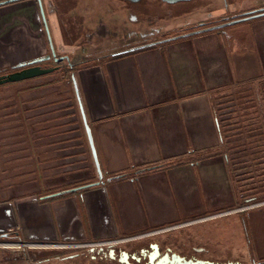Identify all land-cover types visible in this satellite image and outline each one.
I'll use <instances>...</instances> for the list:
<instances>
[{"label": "rangeland", "instance_id": "obj_1", "mask_svg": "<svg viewBox=\"0 0 264 264\" xmlns=\"http://www.w3.org/2000/svg\"><path fill=\"white\" fill-rule=\"evenodd\" d=\"M39 2L40 10L36 4L38 38L28 24L30 29L23 38L28 46L22 49L27 57L23 64L42 59L44 64L39 67L43 68L50 65L45 58L52 54H67L71 64L83 62L70 70L61 64L58 71L0 85V169L20 165L43 169L35 168L30 172L29 184L23 186L25 192L28 187L29 191H36L23 199L27 203L33 200V205H28L21 213L14 207L15 225L0 229V243L9 245L0 247V263L106 264L100 254L83 245L98 242L95 240L99 237L110 241L182 224L185 222L182 218L174 217L168 224L158 225L150 216L164 213L170 206L176 208L174 214H181L183 210L177 206H191L197 196V201L203 199L200 205H204V209L208 202L206 197L212 198L214 203L209 204L210 211L202 210L204 215L194 220L222 215L231 208L233 212L196 224L202 229L189 230L187 238L182 237L186 233L182 229L165 235L204 247L213 259L223 262L264 264V207L247 212L250 206L264 200V16L219 30L162 41L196 30L201 24L209 27L264 8V0H190L173 4L160 0ZM25 13L23 11L21 16L23 22H26ZM149 43L155 44L123 53ZM11 50L10 73L20 49L12 45ZM168 52L173 53L166 66L167 73L173 75L176 96L188 95L192 99L189 115L192 117L195 110L196 116H193L198 117V122L206 121L204 139L190 143L187 153L159 157V161L152 155L148 163H132L125 156L128 162L123 169L108 178L104 176L103 158L98 155L100 184L81 191L101 189L109 202L117 203V212L112 209L113 216L92 217L78 204L76 216L69 223L71 214L64 217L62 213L49 210V203L56 201L58 193H42L44 187L50 192L68 186L80 188L97 181L70 73L85 121L90 126L93 120L86 114L88 101L81 89L86 86L78 76L80 68L91 72L126 55L144 53L149 57L152 53L163 56ZM47 134L55 136L51 148L45 144L49 141L44 138ZM32 137L37 140L33 142ZM198 147L201 149L196 151ZM196 163L200 169L192 167ZM153 165L154 169L142 172V167ZM53 169L56 172H52ZM201 169L203 172L197 173ZM17 173L14 171L11 175ZM118 174H123L124 179L136 176L137 183L121 181L124 179L115 178ZM57 175L62 179L60 187L56 184ZM150 178L157 182L151 188L155 191L163 190L165 183L174 185L172 196L168 191L167 196L153 192L146 198L149 186L145 185V180L148 182ZM197 181L205 182L204 191L198 193L202 182ZM246 193L250 194L248 198ZM44 198L50 201L41 200ZM230 200L232 205L224 208ZM197 213H201L200 209ZM138 214L141 217L135 223L114 227L115 223L136 219ZM249 217L254 226L248 228ZM100 232H109L113 237ZM20 243L26 246H13ZM58 244L76 246L54 247Z\"/></svg>", "mask_w": 264, "mask_h": 264}, {"label": "crops", "instance_id": "obj_2", "mask_svg": "<svg viewBox=\"0 0 264 264\" xmlns=\"http://www.w3.org/2000/svg\"><path fill=\"white\" fill-rule=\"evenodd\" d=\"M36 7L35 0H0V75L8 73L9 67L12 65V45H16L20 49L19 55L15 59V65L23 64L26 61L27 57H24L22 49L23 47L25 49L28 48L27 44L23 43L25 33L30 29L28 24L35 34L34 37L38 38L39 34ZM23 11H26V22L21 19ZM15 12L19 14H13ZM143 54H136L131 57L126 55L117 61L107 62L104 67L96 68L91 71L92 73L85 72V74L80 73L78 75L81 77L83 86H86V88L81 89L88 101L86 106L87 117H92L93 120L89 128L96 156L98 158V155H101L105 163L103 172L107 178L123 169V165L128 162V160L125 162V156L132 163H148V161H151L149 159L152 155L157 156L156 161H159L161 159L159 157L164 159L165 156L182 155L188 150L190 143L204 139L206 121L202 119L198 122V117H195V110H193L192 117L189 115V102L192 99L190 100L188 95L184 96V98L181 95L176 96L177 90L173 86V75L167 73L166 62L172 59L170 56L173 53L168 52L166 55L163 54V56L158 53L153 55L152 53L149 57ZM15 65L12 67L13 71L16 69ZM193 106L196 105L194 104ZM198 106L201 107V104ZM54 137V135L48 136V134L44 136L45 139L49 140H45V144L50 145V148L54 145ZM9 139L12 140L13 137L10 136ZM36 140L32 137L33 142ZM57 141H59V137ZM10 146L12 145L10 144ZM59 149L58 145L57 150ZM199 149L201 148L198 147L196 151ZM154 167L156 166L142 167V172L154 169ZM192 167H198L197 163L192 164ZM35 168L39 171L43 170L33 165L11 166L8 169H0V229L15 225V208L17 213H21L27 210L28 205H33V200L31 203H27L23 199L25 195L30 197L36 191H29L28 187L25 192L23 186L29 184V173L34 172ZM198 168L200 169V167ZM14 171L18 172L15 176L11 175ZM51 171L56 172L54 169ZM197 171V173H201L203 169ZM136 172L137 170H134V173ZM8 173H10V176ZM121 175L123 174H118L115 178H119ZM135 177L122 178L124 180L121 181L134 185L133 183H137ZM56 178V184L60 187L61 176L57 175ZM150 179L148 182L145 180V185L149 186L146 198L151 196L150 193L152 194L153 192H160L162 195L167 196L168 191V195L172 196V187H175L174 185L165 183L162 186L163 190L155 191L153 190L154 188H151L157 182ZM115 181L119 182L118 180ZM203 184L205 182L200 184L199 191L197 190L198 193L204 191L205 187ZM72 188L74 187L68 186L61 190L46 192L47 189L44 187L42 192L58 193V198L54 199L56 201L49 203V210L51 209L59 215L62 213L64 217L67 214H71L69 223L76 216L75 208L78 207V204L92 217L101 219L106 218L107 214L113 216L117 210V203L109 202V198L101 189L65 192ZM164 190H166V193ZM233 192L235 193L236 191ZM245 196L248 198L250 194L246 193ZM194 197L193 209L195 211L199 209L205 210L204 205H200V201L203 199L197 201V196ZM234 198H236V195H234ZM45 199L41 200H48ZM263 207L264 200L250 206L247 212L260 210ZM182 208L183 206H177L180 211ZM112 209H114V212H112ZM174 209L176 211V208H171L170 206L168 211L166 210L167 212L164 211V213L161 212L159 215L156 214V216L150 217L153 219V223L154 221L159 222L158 225L168 224L172 218L180 217V213L178 215L174 214ZM140 217V214H138L136 219L115 223L114 227L116 228L119 225L123 227L133 222L135 223ZM250 218L247 220L248 228L254 226L252 218ZM100 234L105 236L112 235L109 232H100ZM100 240L101 237L95 241Z\"/></svg>", "mask_w": 264, "mask_h": 264}, {"label": "flooded vegetation", "instance_id": "obj_3", "mask_svg": "<svg viewBox=\"0 0 264 264\" xmlns=\"http://www.w3.org/2000/svg\"><path fill=\"white\" fill-rule=\"evenodd\" d=\"M48 57L49 58L46 61L50 65L43 68H53V72L62 68L61 64L70 70L73 69L76 64L83 62L80 61L71 64L70 57L67 54H60L58 56L53 55V57L49 55ZM41 63L44 64L42 61L36 65L40 66L42 65ZM85 72H89L87 68H80L78 70V75L80 73L85 74ZM70 76H72V73H70ZM206 198H208V202L205 204V209L209 210L211 207H208L209 204L212 202L214 203V201L210 197ZM232 201L230 200L228 205H224L223 207H230L233 203ZM221 203L222 202H220V204ZM182 210L183 212L179 217L185 221L182 224L156 229L152 232H144L138 235L112 239L110 241L101 240L95 243L90 242L91 244H86L84 247L100 254L106 264H243L236 261L223 262L218 258L213 259L210 254H208V250L206 248L189 245L188 242L183 241L182 238L172 239L170 236L165 235L167 232L182 229L186 231V233L182 235V237L185 238L184 236H186V234L189 235L191 233L189 230L194 231L202 229L201 226L196 224L204 223L209 220H216V218H220L221 216L229 215L233 212L232 208L223 212L222 215L213 214L211 216H206V219L202 218L200 220L194 219L204 215V213L202 214V209L199 214L193 209L192 204L191 206L185 204L183 205ZM208 210L205 211L208 212ZM213 224L216 225L217 223ZM185 244L187 246H185Z\"/></svg>", "mask_w": 264, "mask_h": 264}, {"label": "water", "instance_id": "obj_4", "mask_svg": "<svg viewBox=\"0 0 264 264\" xmlns=\"http://www.w3.org/2000/svg\"><path fill=\"white\" fill-rule=\"evenodd\" d=\"M160 1L164 2V3H168V4H173V3H177V2H186V1H190V0H160ZM35 2L38 5L39 10H40V2H39V0H35ZM261 16H264V8H261L259 10H255V11H251V12H246V13H244L242 15H239V16L233 18V19H230V20L224 19L219 24L212 25V26H209V27H203L202 26L203 24H201V25H198L199 28L196 29V30L190 31V32L185 33V34L180 35V36H176L174 38L164 39L162 41L164 42V41H169V40H174V39H180V38H184V37H187V36H191V35H195V34H199V33H203V32L219 30V29L224 28L226 26H230V25H233V24H237V23L244 22V21H247V20H251V19H254V18H258V17H261ZM154 44L155 43H149V44H145V45H142V46L134 47L132 49L124 51L123 53H125V52L127 53V52H130V51H134V50L142 49V48H145V47H149V46L154 45ZM117 54H119V53H117ZM51 57H53V54H52ZM48 58L49 57L47 56L45 58V60H47ZM42 61H43L42 59H39V60H35V61L29 62V63H26V64L17 65L16 69L13 72H11L9 74H6V75H0V85L8 84V83H15V82L23 81V80H28V79L36 78V77L42 76L44 74H48L50 72H53V70H54L53 68H41L38 65H36L37 63L42 62ZM70 80H71V83H72L74 96H75L77 107H78V111H79V114H80V117H81V122H82V125H83V129H84L87 145H88V148H89V152H90V155H91V158H92L93 166H94L95 172L97 174V181H95L94 183L88 184V185H86L84 187L74 188V189L65 191L66 193H68L70 191H78V190H83L85 188H90V187L97 186V185L100 184V181H101L100 169H99L97 156H96V152H95L93 141H92L90 128H89V126L87 125V123L85 121V117H84L83 110H82V107H81V103H80V100H79V97H78V92H77V88H76L73 76H70Z\"/></svg>", "mask_w": 264, "mask_h": 264}, {"label": "built area", "instance_id": "obj_5", "mask_svg": "<svg viewBox=\"0 0 264 264\" xmlns=\"http://www.w3.org/2000/svg\"><path fill=\"white\" fill-rule=\"evenodd\" d=\"M9 246L8 244H5V243H0V247H7ZM15 247H25L26 245L25 244H16V245H13ZM54 246V245H53ZM76 245H70V244H58V245H55L54 247L56 248H59V249H68V248H74ZM79 246H82V245H79ZM85 246V245H83ZM41 247V246H40ZM78 247V246H77ZM1 264V263H0ZM30 264H36L35 262H30Z\"/></svg>", "mask_w": 264, "mask_h": 264}, {"label": "trees", "instance_id": "obj_6", "mask_svg": "<svg viewBox=\"0 0 264 264\" xmlns=\"http://www.w3.org/2000/svg\"><path fill=\"white\" fill-rule=\"evenodd\" d=\"M78 113H79V111H78ZM79 117H80V114H79ZM81 118V117H80ZM56 127H59L58 125H56ZM82 127H83V125H82ZM83 132H84V129H83ZM84 135H85V133H84ZM86 138V137H85ZM88 146V145H87ZM89 149V148H88ZM119 178H121L122 179V177L120 176Z\"/></svg>", "mask_w": 264, "mask_h": 264}]
</instances>
